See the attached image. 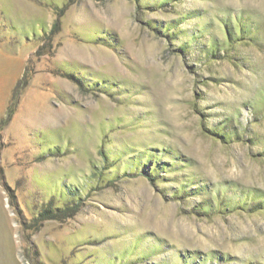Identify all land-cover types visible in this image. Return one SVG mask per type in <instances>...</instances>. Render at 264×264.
I'll return each instance as SVG.
<instances>
[{"label": "rangeland", "instance_id": "374dc122", "mask_svg": "<svg viewBox=\"0 0 264 264\" xmlns=\"http://www.w3.org/2000/svg\"><path fill=\"white\" fill-rule=\"evenodd\" d=\"M0 264H264V0H0Z\"/></svg>", "mask_w": 264, "mask_h": 264}, {"label": "trees", "instance_id": "16d2710c", "mask_svg": "<svg viewBox=\"0 0 264 264\" xmlns=\"http://www.w3.org/2000/svg\"><path fill=\"white\" fill-rule=\"evenodd\" d=\"M168 1H173V0H162V4H165ZM223 24H224L223 30H224V36H225V41H226L225 43L226 44H234V43L245 42V41L251 40V38L249 39L247 37V36H249V33L251 32V28H250L251 26H245L244 22L240 21V18L236 19V24H234L233 27L228 26L224 22H223ZM169 29H171V26L166 25V27L163 30V33H166L167 31H169ZM163 35H165V34H163ZM193 39L194 38L191 37L190 41H192ZM225 43H223V46H221L220 48H224L226 46ZM216 47H217V45L214 44L212 40H210V45L207 49V54L215 52ZM208 134L211 137H213L214 139H217L218 141L222 142L223 144L229 143L230 141H232L233 137H234V139L236 137V133L234 131H230V132L224 134V133L219 132L217 130H212V131L210 130L208 132ZM144 161H147V159L145 158ZM155 165L156 164L154 162V164L151 165L150 170H152ZM150 179L152 181V178H150ZM225 206H227V205L225 204ZM206 209H209V208L206 207Z\"/></svg>", "mask_w": 264, "mask_h": 264}]
</instances>
